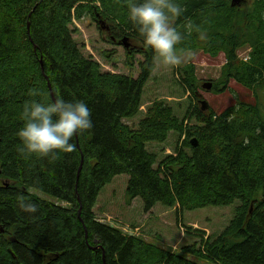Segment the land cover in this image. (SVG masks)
<instances>
[{
  "label": "trees",
  "instance_id": "obj_1",
  "mask_svg": "<svg viewBox=\"0 0 264 264\" xmlns=\"http://www.w3.org/2000/svg\"><path fill=\"white\" fill-rule=\"evenodd\" d=\"M128 2L0 0V264H264L260 106L239 103L218 115L210 108L201 111L198 100L180 121L171 107L155 102L136 128L124 124L141 112L154 56L128 19ZM178 2L186 11L177 26L190 20L207 34L206 40L195 31L186 36L177 46L178 55L199 50L210 58L224 56L212 91L227 89L230 81L252 90L254 98L264 91V0H246L240 8L232 7V0ZM85 16L108 22L104 32L112 43H122L124 36L139 43L143 61L136 78L103 72L97 59L83 53L86 46L75 41L72 26ZM246 46L250 51L244 61L237 51ZM178 72L186 93L195 97V66L188 63ZM48 83L53 96L85 101L93 128L74 137L73 153L25 159L17 135L23 125L22 106L33 88L44 94L40 98L52 99ZM170 134L176 136L173 153L159 159L146 145L164 144ZM120 176H127L126 186ZM116 181L124 183L126 205L140 199L145 215L161 211L158 208L176 209V223L187 212L238 205L214 239L203 238L200 247L193 244L175 252L95 217L101 192ZM31 189L64 205L44 201ZM20 196L38 210L22 211Z\"/></svg>",
  "mask_w": 264,
  "mask_h": 264
},
{
  "label": "rangeland",
  "instance_id": "obj_2",
  "mask_svg": "<svg viewBox=\"0 0 264 264\" xmlns=\"http://www.w3.org/2000/svg\"><path fill=\"white\" fill-rule=\"evenodd\" d=\"M102 26L107 27L108 22L102 19L94 20L91 16H85L81 21L73 24L72 29H75L73 37L79 46L81 44L86 46V49L83 50L86 56L91 55L102 64L103 72L108 71L113 72V74L131 75L136 78L138 76V65L143 61L141 54L137 53L140 46L139 43L128 37L130 46L127 49L123 43H119L118 46L112 43L110 39L111 35L105 33V29H102ZM249 51L250 49L246 46L239 49L237 55L240 59L247 60ZM105 53L113 54L107 59L105 58ZM180 57L181 64L178 67L170 70L153 71L142 94L141 102L143 107L141 108V112L137 117L125 120L124 124L130 128H136L139 119L148 110L147 107L152 106L155 102H163L166 106L171 107L174 115L182 121L185 118L189 105L191 108L194 105H198V100H205L209 108L218 115L230 106H235L239 103L258 104L262 111L261 115L264 118L263 90L258 91V96L254 98L252 90H248L234 81H230L227 89L223 91L214 92L212 89L210 91L202 89L201 86L204 83H212L214 85L218 81L221 66L225 62L223 54H220L216 58H210L197 50L183 53ZM128 63H132L133 66H129ZM188 63L195 66L196 78L199 81V89L195 97H191L192 95L190 96L189 93H186L184 87H182L181 76L178 72L179 68ZM185 123L189 122L186 121ZM189 124L193 125L194 121ZM175 142L176 136L170 134L164 144L152 143L146 146L149 151L156 153L160 159L165 155L173 153ZM117 178H123L126 186L127 176ZM123 185L124 183L116 181L111 187L101 192L94 208L95 217L103 223H108L122 230L127 235L141 237L147 242L175 252H180L181 248L193 244H197V247H200L201 239L203 238L204 240L214 239L230 223V220L234 216L233 210L238 205L235 202L229 207H209L187 212L183 216L177 215L182 222L178 221L176 223L173 221V213H178L176 209L165 210L164 208H158L161 211L145 215L141 212L142 202L140 199H136V202H133L132 205H126L123 199ZM30 192L44 201L61 206L64 205L55 198L38 190L31 189ZM156 206L162 207L161 205ZM160 215H162V222H157ZM153 216L157 217L156 220L152 219ZM186 257L195 262L199 260L193 256L187 255Z\"/></svg>",
  "mask_w": 264,
  "mask_h": 264
},
{
  "label": "clouds",
  "instance_id": "obj_3",
  "mask_svg": "<svg viewBox=\"0 0 264 264\" xmlns=\"http://www.w3.org/2000/svg\"><path fill=\"white\" fill-rule=\"evenodd\" d=\"M185 7L178 0H129L127 15L136 26L145 47L151 49L153 71L170 70L181 64L177 46L194 31L200 40L207 34L188 20L182 26L176 21L185 14ZM22 106V127L18 130L19 152L25 159H55L61 154L76 150L74 137L90 132L93 128L92 110L79 99H66L59 93L54 98H40L44 94L37 88L30 89ZM18 207L26 213H35L37 204L17 198Z\"/></svg>",
  "mask_w": 264,
  "mask_h": 264
},
{
  "label": "water",
  "instance_id": "obj_4",
  "mask_svg": "<svg viewBox=\"0 0 264 264\" xmlns=\"http://www.w3.org/2000/svg\"><path fill=\"white\" fill-rule=\"evenodd\" d=\"M243 5H245V0H232V2H231V6L232 7L240 8ZM102 29L108 30V27H103L102 26ZM126 41H127V38H124L122 40V43L124 44L125 48H128V45L126 44ZM211 88H212V83H204L202 85V89H204V90L210 91ZM48 89H49L51 98H54L49 83H48ZM199 104H200V107H201V111L206 112L209 109L208 104H207V102L205 100H199ZM194 146H196V142H195Z\"/></svg>",
  "mask_w": 264,
  "mask_h": 264
},
{
  "label": "bare ground",
  "instance_id": "obj_5",
  "mask_svg": "<svg viewBox=\"0 0 264 264\" xmlns=\"http://www.w3.org/2000/svg\"><path fill=\"white\" fill-rule=\"evenodd\" d=\"M195 142H196V140L195 139H193L192 141H191V143L194 145L195 144ZM196 144H197V142H196ZM82 163H83V156L81 155V161H80V167H79V169H81V167H82Z\"/></svg>",
  "mask_w": 264,
  "mask_h": 264
}]
</instances>
